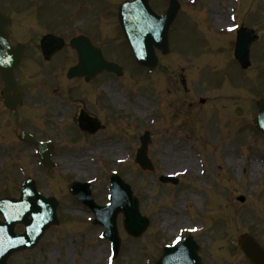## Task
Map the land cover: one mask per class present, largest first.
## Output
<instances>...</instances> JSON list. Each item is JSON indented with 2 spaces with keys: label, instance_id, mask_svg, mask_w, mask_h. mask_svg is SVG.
I'll return each mask as SVG.
<instances>
[{
  "label": "rangeland",
  "instance_id": "1",
  "mask_svg": "<svg viewBox=\"0 0 264 264\" xmlns=\"http://www.w3.org/2000/svg\"><path fill=\"white\" fill-rule=\"evenodd\" d=\"M193 1L181 0L180 3L188 11L189 22L194 27H208L209 22L205 19L208 15L214 21L223 7L225 12L228 11V0ZM198 3L204 11H197ZM250 4L251 0H242L238 9L241 15ZM263 14L264 6H259L258 18L263 20ZM183 22L185 18L179 25ZM229 23L224 19L211 24V28L223 38L217 40H213L211 29L196 27L199 35L206 33L210 37L212 52L217 51L220 43L223 44L221 41H225L224 31ZM109 29L110 26L104 28L103 37ZM260 30L264 36V27ZM113 34H118L115 24ZM196 35L194 29L184 35L187 47L195 48L203 44L204 37L199 39ZM225 43L229 46L228 42ZM180 51H176L174 60L166 59L162 63L161 69H166L164 72L159 70L166 78L163 84L158 85L156 74L129 65L125 66L122 77L101 75L94 87L81 85L83 93L95 91L128 96L135 93V99L131 98L134 102L132 107L125 105L129 111H106L113 123L122 117L126 121L123 127L110 128L115 136L108 134L110 144L114 143V138L120 145L118 156L111 159L104 149L89 153L87 150L91 143L83 142L86 157H81L74 164L78 169L70 177L79 181H95L92 183L94 197L98 204L104 205L108 202L110 177L113 171H117L132 186L140 200L143 215L150 216L153 226L141 238L134 239L126 234L123 217L119 215L123 244L115 264H147L149 259L144 257V253L156 257L158 245L163 247L166 243H173V240L193 229L200 230L195 236L203 246L206 264H249L237 245V238L245 231L253 232L264 244V136L252 124L256 117L253 104L256 98L264 99V54L258 55L261 60L256 61L254 68L245 74L240 72L231 57L224 58L226 49L220 54L221 65L217 66L214 60L218 56L213 57L214 54L206 60L203 51H200L199 59L194 55L185 56ZM170 70L177 72L171 75ZM183 79L187 86L183 85ZM226 82L232 87H227ZM204 83L212 84L211 89L218 92L211 93V111L208 113L200 103L209 94L205 93ZM234 86L241 87H236L239 93H234ZM185 87L190 93H185ZM157 93L163 96H157ZM190 95L195 100L190 106L192 110L170 107L179 100H193ZM159 97L161 104L157 106ZM109 101L110 105H114L111 97ZM140 105L148 108L141 109ZM146 131L153 139L150 156L157 165L155 173L143 172L134 161V144L140 145L139 138ZM104 136L99 135L96 142H101ZM59 142L58 145L63 144ZM175 156L180 159H175ZM2 160L5 157L0 154V174L6 175L10 169L8 166L15 165L16 187L24 180L22 167L28 164L31 171L35 169L31 166L34 162L31 158L27 161H6L5 166ZM191 163L194 167L190 166ZM35 175L43 182V174L35 172ZM162 175L178 177L180 183L175 187L172 184L163 185L159 181ZM56 178V175L50 176L51 182L55 183ZM12 183V179L0 181V195L4 192V185ZM239 196H245L246 201L239 202ZM59 199L63 204L60 225L51 228L36 249L16 255L9 264H107L109 243L99 239L104 229L94 226L89 221L94 216L71 198L60 193Z\"/></svg>",
  "mask_w": 264,
  "mask_h": 264
},
{
  "label": "water",
  "instance_id": "2",
  "mask_svg": "<svg viewBox=\"0 0 264 264\" xmlns=\"http://www.w3.org/2000/svg\"><path fill=\"white\" fill-rule=\"evenodd\" d=\"M247 45L246 41L241 40V43L239 45V52H240V56L242 57L243 55H245V46ZM245 60L242 59V62H244ZM139 214H138V206H137V202L136 201H132L127 209V218H126V226L127 229L131 232L136 233L138 231V224H139ZM50 224H52V222H49L47 226H49ZM116 226L113 223V230L112 233L109 234L110 238H114L116 236ZM115 235V236H114ZM114 236V237H112ZM115 242L119 243V241L115 238L114 239ZM189 241V240H188ZM245 245H247L246 248V252L249 255V257L254 261V262H258V263H264V251L259 248V246L250 238H247L244 242ZM179 250V252H183L184 248L183 246L181 247H177L175 249H171L170 251H176ZM170 251H167L162 264H166L167 259H168V253Z\"/></svg>",
  "mask_w": 264,
  "mask_h": 264
},
{
  "label": "flooded vegetation",
  "instance_id": "3",
  "mask_svg": "<svg viewBox=\"0 0 264 264\" xmlns=\"http://www.w3.org/2000/svg\"><path fill=\"white\" fill-rule=\"evenodd\" d=\"M75 12V11H74ZM77 23V22H76ZM67 25L65 27H59V36L63 37L66 42H67V45H68V42L70 40V38L67 36L68 35V29H67ZM77 28V25H75V29ZM21 33L22 32H16V33H12V36H11V43L14 45V46H17L19 43H24L25 46H26V49L28 48V45L29 44H33V45H36V46H39L40 42H38V38L33 40H28V39H22L21 38ZM25 33H31L30 31H26ZM40 33H43V30L40 31ZM25 40V41H23ZM70 44V42H69ZM37 60V57L36 56H32L31 57V62H36Z\"/></svg>",
  "mask_w": 264,
  "mask_h": 264
},
{
  "label": "bare ground",
  "instance_id": "4",
  "mask_svg": "<svg viewBox=\"0 0 264 264\" xmlns=\"http://www.w3.org/2000/svg\"><path fill=\"white\" fill-rule=\"evenodd\" d=\"M177 154L180 155L179 152H178ZM174 158H175V159H178V160L180 159L179 156H175ZM183 158H185V157H183ZM185 159H186V158H185ZM190 166H193V167H194L193 163H191Z\"/></svg>",
  "mask_w": 264,
  "mask_h": 264
},
{
  "label": "snow or ice",
  "instance_id": "5",
  "mask_svg": "<svg viewBox=\"0 0 264 264\" xmlns=\"http://www.w3.org/2000/svg\"><path fill=\"white\" fill-rule=\"evenodd\" d=\"M193 231H195V229H193ZM176 242L179 243V239Z\"/></svg>",
  "mask_w": 264,
  "mask_h": 264
}]
</instances>
